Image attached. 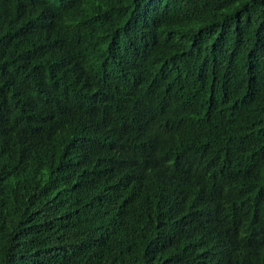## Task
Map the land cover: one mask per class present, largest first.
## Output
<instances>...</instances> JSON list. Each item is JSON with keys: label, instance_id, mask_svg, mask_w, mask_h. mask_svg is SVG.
I'll return each instance as SVG.
<instances>
[{"label": "trees", "instance_id": "16d2710c", "mask_svg": "<svg viewBox=\"0 0 264 264\" xmlns=\"http://www.w3.org/2000/svg\"><path fill=\"white\" fill-rule=\"evenodd\" d=\"M0 264H264V0H0Z\"/></svg>", "mask_w": 264, "mask_h": 264}]
</instances>
